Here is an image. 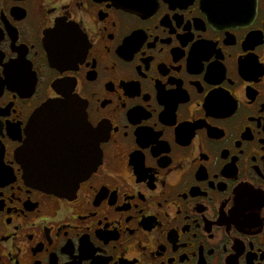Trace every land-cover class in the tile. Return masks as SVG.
<instances>
[{"label": "flooded vegetation", "instance_id": "obj_1", "mask_svg": "<svg viewBox=\"0 0 264 264\" xmlns=\"http://www.w3.org/2000/svg\"><path fill=\"white\" fill-rule=\"evenodd\" d=\"M67 97L101 139L68 197L17 158ZM0 264H264V0H0Z\"/></svg>", "mask_w": 264, "mask_h": 264}, {"label": "water", "instance_id": "obj_2", "mask_svg": "<svg viewBox=\"0 0 264 264\" xmlns=\"http://www.w3.org/2000/svg\"><path fill=\"white\" fill-rule=\"evenodd\" d=\"M100 143L82 101L67 97L35 113L17 158L32 185L68 197L97 171Z\"/></svg>", "mask_w": 264, "mask_h": 264}, {"label": "snow or ice", "instance_id": "obj_3", "mask_svg": "<svg viewBox=\"0 0 264 264\" xmlns=\"http://www.w3.org/2000/svg\"><path fill=\"white\" fill-rule=\"evenodd\" d=\"M96 134H97V135H99V134H100L99 130H97V131H96Z\"/></svg>", "mask_w": 264, "mask_h": 264}]
</instances>
